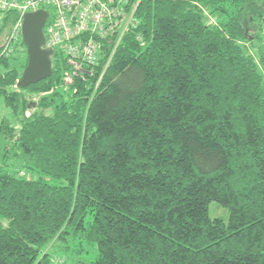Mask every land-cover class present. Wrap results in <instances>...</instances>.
Masks as SVG:
<instances>
[{"label":"trees","instance_id":"obj_1","mask_svg":"<svg viewBox=\"0 0 264 264\" xmlns=\"http://www.w3.org/2000/svg\"><path fill=\"white\" fill-rule=\"evenodd\" d=\"M244 16L264 0H141L100 84L63 90L53 51L19 87L50 93L37 104L7 90L21 38V73L0 74L18 121L0 118V264H50L54 241L75 264H264V54L241 44Z\"/></svg>","mask_w":264,"mask_h":264},{"label":"built area","instance_id":"obj_2","mask_svg":"<svg viewBox=\"0 0 264 264\" xmlns=\"http://www.w3.org/2000/svg\"><path fill=\"white\" fill-rule=\"evenodd\" d=\"M141 0H0V11H15L17 19L4 42L1 54L10 55L21 37L23 16L44 10L46 18L43 48L56 51L65 64L61 87L68 90L75 81L90 80L97 87L115 47L129 26ZM110 41L107 58L101 61L105 42ZM111 47V48H110ZM101 66V74L95 75Z\"/></svg>","mask_w":264,"mask_h":264},{"label":"rangeland","instance_id":"obj_3","mask_svg":"<svg viewBox=\"0 0 264 264\" xmlns=\"http://www.w3.org/2000/svg\"><path fill=\"white\" fill-rule=\"evenodd\" d=\"M3 12L5 11H2L1 13ZM1 13H0V60L5 59V58L9 60L6 62L7 63L6 65H3L0 63V74L12 68H16V70L19 73H21L23 69V65L25 64V52L23 48H19L21 47L19 44H20L22 37L18 38V44L16 45V47H14V50L13 52H11L10 55L6 56V55L1 54L4 42L7 41V38L10 34L11 25H12L10 23H5L4 15ZM205 18H206V22L208 23H214L216 20L215 16L210 15L208 13H205ZM243 20L245 21L244 26H245L247 35H246V40L241 41V44L242 45L245 44L244 46L246 50L252 53L253 55H258V53L264 54V20L262 21L254 20L252 22L250 21L249 16H244ZM7 90L9 92H11L12 90H16L20 92V94H22L28 100L30 99L31 101L35 102L34 104H37V102H39V99L42 96L50 94L49 92L48 93H42V92L32 93L29 89H21L17 87L16 85L8 86ZM35 109H37L36 105L31 108H28L27 110H25L24 116H31V114L34 111H36ZM45 111L48 112L49 109ZM2 116H6L7 118H9L11 122L13 123V125L16 126L18 124L17 119L13 117L14 116L13 113H11L9 109H6L3 106V103L0 102V118ZM208 212L211 218H221L223 220H226L228 217L227 210L225 208L220 207L215 202H210V204L208 205ZM50 244H49L50 246H48L44 250V253L45 252L50 253V256H49L50 264H75L76 262L74 263V260H77L78 257L84 258L83 255L78 256L76 252H74L73 250L74 247L71 246L70 241L65 243V245L69 246L67 252H64L62 249H60V246L62 244H60L59 242L54 241Z\"/></svg>","mask_w":264,"mask_h":264},{"label":"water","instance_id":"obj_4","mask_svg":"<svg viewBox=\"0 0 264 264\" xmlns=\"http://www.w3.org/2000/svg\"><path fill=\"white\" fill-rule=\"evenodd\" d=\"M47 16L44 10L28 12L23 16L21 37L26 45L27 63L17 80V87H27L48 78L52 73L50 59L52 51L43 48L45 40L43 27Z\"/></svg>","mask_w":264,"mask_h":264}]
</instances>
